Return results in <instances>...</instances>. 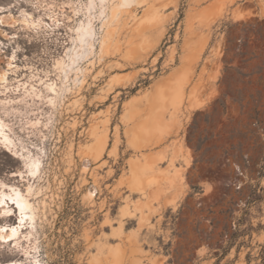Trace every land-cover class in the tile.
Instances as JSON below:
<instances>
[{
    "label": "rangeland",
    "instance_id": "obj_1",
    "mask_svg": "<svg viewBox=\"0 0 264 264\" xmlns=\"http://www.w3.org/2000/svg\"><path fill=\"white\" fill-rule=\"evenodd\" d=\"M108 6L0 0V195L34 207L0 261L264 264V0H134L102 48Z\"/></svg>",
    "mask_w": 264,
    "mask_h": 264
},
{
    "label": "bare ground",
    "instance_id": "obj_2",
    "mask_svg": "<svg viewBox=\"0 0 264 264\" xmlns=\"http://www.w3.org/2000/svg\"><path fill=\"white\" fill-rule=\"evenodd\" d=\"M109 1V6L105 7L104 10L102 11V14L104 15V19H103V29H104V35L101 39V47H105L106 45H108V41L111 39V36L113 34V30H112V25L113 24H118L120 21V10L122 8H125L129 5H131L133 3L134 0H108ZM157 11H153V13H151V15L149 16V20H154V18L156 17ZM159 13V12H158ZM249 14H245V13H238L237 14V18H247ZM1 17V16H0ZM158 17V16H157ZM156 19V18H155ZM79 31H78V37L77 40L83 44L84 42H88V45L91 47V49H94L95 47V42H94V35H95V30H94V22L92 19L88 20L87 23H81V25L79 26ZM72 63L70 64H75L77 61L75 59H71ZM58 66L59 67H63L64 66V62L61 60L57 61ZM69 67H71L69 65ZM76 71L79 73L80 71L83 72L82 68L78 65V67L76 68ZM6 75L7 72L2 70L0 72V82L1 81H6ZM5 84V83H4ZM159 101L161 103V108L164 111H168L169 109L167 108L168 105H166V101H167V97L164 94H161L159 96ZM171 112V111H170ZM4 123L2 121V119H0V137L5 141H9L10 137L8 136V134L4 131ZM131 143L134 146H139L138 142L136 141V139L133 137L132 140H130ZM108 144V136L107 135H103L100 138V143H99V151L103 152L104 149L106 148ZM31 167L33 169L36 168L37 163L36 160H31L30 162ZM139 173L135 175L134 177V186L137 189H141V184H140V178H139ZM30 195H31V190H27L26 194H22L21 191L19 189H17L16 187H11L10 192H6V193H2L0 195V203H3V201L7 200V202L9 204H12V208H7L9 207L8 205H3L5 208L2 210L3 214L5 212H9L12 211L13 209H15V211L18 212L19 217H20V221L19 223L21 224L25 217L27 216V210L31 209L32 212H34V207L31 203V199H30ZM33 213L30 215V218L33 219ZM19 232V226H15L12 225L10 223H3L0 227V241H8V240H15L17 238ZM0 264H17V260H10V261H0Z\"/></svg>",
    "mask_w": 264,
    "mask_h": 264
}]
</instances>
